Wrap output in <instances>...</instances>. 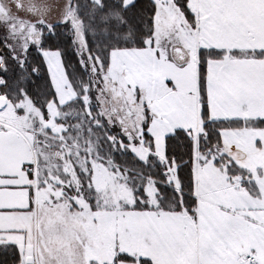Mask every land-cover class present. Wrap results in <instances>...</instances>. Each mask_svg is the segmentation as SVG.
Masks as SVG:
<instances>
[{"label": "snow or ice", "instance_id": "snow-or-ice-1", "mask_svg": "<svg viewBox=\"0 0 264 264\" xmlns=\"http://www.w3.org/2000/svg\"><path fill=\"white\" fill-rule=\"evenodd\" d=\"M0 264H264V0H0Z\"/></svg>", "mask_w": 264, "mask_h": 264}, {"label": "rangeland", "instance_id": "rangeland-1", "mask_svg": "<svg viewBox=\"0 0 264 264\" xmlns=\"http://www.w3.org/2000/svg\"><path fill=\"white\" fill-rule=\"evenodd\" d=\"M135 67L140 73H143L147 78L159 77V84L157 85L154 83V86L150 89V94L163 99L162 97H160V91L163 85V76L161 75V73L163 72L164 74H168L167 72H164V66L155 65L148 62H137Z\"/></svg>", "mask_w": 264, "mask_h": 264}]
</instances>
